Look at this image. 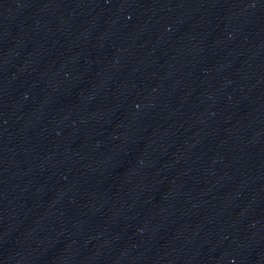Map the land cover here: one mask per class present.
Returning <instances> with one entry per match:
<instances>
[{"label":"water","instance_id":"water-1","mask_svg":"<svg viewBox=\"0 0 264 264\" xmlns=\"http://www.w3.org/2000/svg\"><path fill=\"white\" fill-rule=\"evenodd\" d=\"M228 264H264V0H154Z\"/></svg>","mask_w":264,"mask_h":264}]
</instances>
